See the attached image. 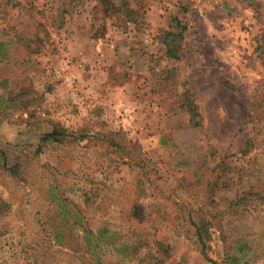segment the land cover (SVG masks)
Listing matches in <instances>:
<instances>
[{"label": "rangeland", "instance_id": "1", "mask_svg": "<svg viewBox=\"0 0 264 264\" xmlns=\"http://www.w3.org/2000/svg\"><path fill=\"white\" fill-rule=\"evenodd\" d=\"M262 91L264 0H0V264H264Z\"/></svg>", "mask_w": 264, "mask_h": 264}, {"label": "trees", "instance_id": "2", "mask_svg": "<svg viewBox=\"0 0 264 264\" xmlns=\"http://www.w3.org/2000/svg\"><path fill=\"white\" fill-rule=\"evenodd\" d=\"M187 29V26L182 24L181 22H178L177 28L175 30L167 31L165 34V46L167 54L170 57L173 58H180V51L182 49V41L184 39V32ZM189 110L193 114V119L197 115V109L196 106L192 104V102L189 103ZM263 112H264V91H262V100L260 102L251 104V106L248 108V120L247 122H261L263 118ZM199 124V121L197 122ZM64 135V131L62 129H54L52 132L48 133V137L54 140H58L60 136ZM249 143L245 146L242 150L243 153H246L247 150H249ZM213 189H220L228 186V183H225V186H220L219 182L215 180L210 184ZM253 193V192H250ZM261 196V194H259ZM71 211L70 208H67L66 206H63V212L66 216ZM140 208L134 209V214L142 215ZM74 220L65 217L64 219H60L56 224V230L54 231L53 235L54 237L60 239L62 237L63 233V227L68 224L71 227L74 225L80 224L83 226V221L80 219L79 215L75 214ZM73 221V222H72ZM191 223L195 226V232L196 236L199 240V242L202 244V251L205 250V247L207 246L206 238L209 236L210 232V224L211 221L201 217L199 220L191 219ZM109 231V228L106 226L101 227L98 231H94L91 228H88L87 226H83V236L84 243L87 249V252L92 253L94 258L97 259V261H100V251L104 247V234ZM147 244L150 242L146 241ZM163 241L160 239H157L155 242H153V245L151 246V250L147 252L146 255V261L144 264H167L165 257L166 254L169 252L168 248L169 246H164ZM115 245V244H114ZM116 249H118L121 253H123L125 256H131L133 253L134 247L125 242H120L119 246H114ZM164 247V248H163ZM229 264H245L242 262V259L237 254H230L227 257ZM214 261V260H213ZM214 263L218 264V262L214 261Z\"/></svg>", "mask_w": 264, "mask_h": 264}]
</instances>
